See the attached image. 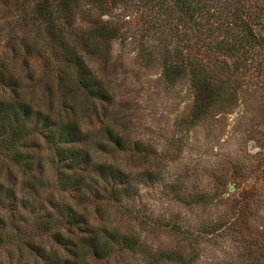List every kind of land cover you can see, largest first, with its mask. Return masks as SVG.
Listing matches in <instances>:
<instances>
[{
	"label": "rangeland",
	"instance_id": "obj_1",
	"mask_svg": "<svg viewBox=\"0 0 264 264\" xmlns=\"http://www.w3.org/2000/svg\"><path fill=\"white\" fill-rule=\"evenodd\" d=\"M22 2L0 0V66L17 70L30 99L46 113V83L56 86L58 80L37 51L45 34L24 14ZM156 2L104 0L94 6L82 1L75 12L78 34L92 29L93 22L109 23L120 32L105 55L81 51L107 93L84 118V131L93 160L120 167L130 194L105 195L92 203L81 192H62L56 158L52 162L54 155L41 139L28 172L0 153V188L11 195L5 206L0 204V217L8 221L9 236L17 226L25 238L33 230L37 246L50 248L52 235L34 223L49 213L59 217L51 212L52 204L86 213L112 247L107 260L93 264H264V50L245 71L238 101L219 104L190 126L195 89L187 78L175 84L165 78L164 56L177 38ZM230 2L202 0L211 13ZM239 2L254 8L263 0ZM191 31L190 38L197 40L200 34ZM107 129L129 145L126 151L98 149ZM26 245L19 238L0 247V264H27ZM167 254L174 258L166 259Z\"/></svg>",
	"mask_w": 264,
	"mask_h": 264
},
{
	"label": "trees",
	"instance_id": "obj_2",
	"mask_svg": "<svg viewBox=\"0 0 264 264\" xmlns=\"http://www.w3.org/2000/svg\"><path fill=\"white\" fill-rule=\"evenodd\" d=\"M82 1L100 6L104 0H23L20 5L45 34L37 51L46 59L50 74L56 73L58 82L51 86L46 81L49 112L44 113L28 96L26 81L17 70L0 66V153L28 172L35 166L33 150L41 149L42 139L54 155L52 162L56 158V183L62 192H81L94 203L105 195L112 199L128 196L130 181L120 167L93 160L90 138L84 131V118L95 112L107 93L81 51L90 56L105 55L120 32L109 23L93 22L92 29L78 34L75 12ZM224 5L220 12L213 13L206 11L202 0H157L154 5L170 20L177 38L164 56L165 78L171 84L187 78L195 89L190 126L206 118L219 104L226 102L233 106L238 101L245 71L259 60L264 50V0L254 8L239 0ZM208 26L212 29L203 32V27ZM190 30L200 37L193 41ZM205 47L209 51L202 54ZM51 77L48 75L47 79ZM28 78L34 79L29 74ZM104 138L107 142L96 143L99 150L114 146L126 151L129 146L111 129L104 131ZM10 198L1 187L0 204L5 206ZM51 212L59 217L49 213L34 223L52 235L50 248L37 246L33 230L25 238L17 226L15 235L9 236L8 221L1 217L0 247L21 238L28 248L27 264H93L94 260L110 257L112 247L105 241L108 238L94 230L86 213L59 204H52ZM172 255L165 258H174ZM177 260L185 262L183 257Z\"/></svg>",
	"mask_w": 264,
	"mask_h": 264
}]
</instances>
